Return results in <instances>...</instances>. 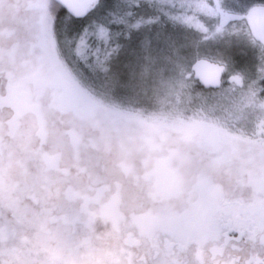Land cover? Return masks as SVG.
I'll list each match as a JSON object with an SVG mask.
<instances>
[{
	"label": "rangeland",
	"instance_id": "obj_1",
	"mask_svg": "<svg viewBox=\"0 0 264 264\" xmlns=\"http://www.w3.org/2000/svg\"><path fill=\"white\" fill-rule=\"evenodd\" d=\"M55 5L0 0V264H226L220 216L243 223L264 200V93L241 25L230 47L200 49L225 66L220 90L192 92L189 62L216 26L213 4L157 0L176 49L131 66L113 55L99 78L152 93L147 111L79 81L52 32ZM235 75L242 85L228 82ZM164 237L188 252L173 257Z\"/></svg>",
	"mask_w": 264,
	"mask_h": 264
},
{
	"label": "snow or ice",
	"instance_id": "obj_2",
	"mask_svg": "<svg viewBox=\"0 0 264 264\" xmlns=\"http://www.w3.org/2000/svg\"><path fill=\"white\" fill-rule=\"evenodd\" d=\"M156 3L157 0H56L55 8L57 17L63 12L69 20L84 21L75 33L78 37L87 38L109 57L123 54L131 66L149 59L152 53L167 55L176 49L173 33L177 25L171 16L155 8ZM207 10L216 26L203 28L189 62V78L191 73L197 79L212 75L201 47L209 45L219 50L225 40L230 47L229 38L237 35L236 26L241 25L239 31L253 53L252 84L260 85L257 91L264 93V0H214V6ZM260 191L264 192V184ZM260 203L258 217L252 216L243 223L227 219L220 226L226 237L225 248L231 247L226 264H264V200Z\"/></svg>",
	"mask_w": 264,
	"mask_h": 264
},
{
	"label": "trees",
	"instance_id": "obj_3",
	"mask_svg": "<svg viewBox=\"0 0 264 264\" xmlns=\"http://www.w3.org/2000/svg\"><path fill=\"white\" fill-rule=\"evenodd\" d=\"M206 1L209 4H213L214 6V0H206ZM54 2L56 3V1ZM141 2L143 3L144 0H141ZM197 16L199 17V14H197ZM83 23L84 21L69 20L63 12H60L58 17L56 14L52 24V32L55 37L57 47L61 55L64 57L66 63L69 65L73 73L77 76L79 81L90 92L94 94L97 95L104 94L105 96L109 95V99L114 103L116 102L118 105H125V106L128 105L131 107L141 106L142 108H145L147 111L153 110L155 106L153 104L154 97L152 96V93L148 97L140 99L138 96L134 94H126L123 90L113 88V86L111 85L112 82L107 83L105 87H102L100 85L99 78L101 79L103 77V74L101 73L106 69L107 65L110 64V62H112L113 59L112 56L109 57V55L106 53L105 50L94 47L90 42L87 41V38L78 37L75 34L77 30L80 28L81 24ZM69 33H72V35H69ZM223 83H224V79L219 87L205 88L202 87L193 76V79L190 84V88L192 92L196 91V92L208 93V92H214L220 90ZM114 91H116V93ZM192 241L193 240L188 242L192 243ZM192 249H193V244H192ZM183 250L185 252H188V249L186 248H183ZM190 254L193 257V251H191ZM182 259L183 257H179L178 261ZM177 263L179 264V262Z\"/></svg>",
	"mask_w": 264,
	"mask_h": 264
},
{
	"label": "water",
	"instance_id": "obj_4",
	"mask_svg": "<svg viewBox=\"0 0 264 264\" xmlns=\"http://www.w3.org/2000/svg\"><path fill=\"white\" fill-rule=\"evenodd\" d=\"M206 60L209 62L212 75L203 76L201 79H197V75L195 73H193V76L202 87H205V88L219 87L225 75V66L220 62H215L209 59H206ZM233 77H238V79H233ZM228 82L235 83L237 86H240L242 84V79L239 76L235 75V76L229 77Z\"/></svg>",
	"mask_w": 264,
	"mask_h": 264
},
{
	"label": "flooded vegetation",
	"instance_id": "obj_5",
	"mask_svg": "<svg viewBox=\"0 0 264 264\" xmlns=\"http://www.w3.org/2000/svg\"><path fill=\"white\" fill-rule=\"evenodd\" d=\"M224 79V78H223ZM223 82V81H222ZM221 217V221L222 222H224L225 220H227V219H230V217H228L227 216V219H223V217L222 216H220ZM237 219H239V217H237ZM220 220H219V222H220ZM221 222V223H222ZM222 224H220V226H221ZM175 231H176V233L177 234H179L177 231L178 230H176L177 228H173ZM172 229V230H173ZM170 238H171V236L172 235H169L170 233H167V232H165ZM169 237H164V239L162 240V244L161 245H159L158 244V246H159V248H162V249H164V251H166V252H168V253H170L171 255H173V256H175V249H179V250H181V249H183V248H185L184 247V245H181V243H179L178 241L176 242V241H173V240H170L169 239ZM222 237H223V241H224V243H225V240H226V237L224 236V234H222ZM173 238V237H172ZM133 242V243H132ZM130 244H132L133 246H139V241H133L131 238H130ZM152 257L153 258H156L157 257V251H154L153 253H152ZM141 259L144 261L145 259H144V257H141Z\"/></svg>",
	"mask_w": 264,
	"mask_h": 264
}]
</instances>
